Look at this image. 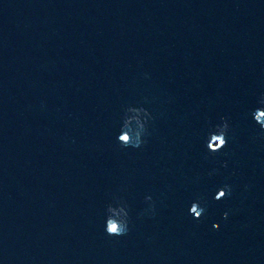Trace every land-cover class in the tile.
<instances>
[{
  "label": "water",
  "instance_id": "95a60500",
  "mask_svg": "<svg viewBox=\"0 0 264 264\" xmlns=\"http://www.w3.org/2000/svg\"><path fill=\"white\" fill-rule=\"evenodd\" d=\"M261 94L264 0H0V264H264ZM127 106L154 117L143 149L115 143ZM220 117L228 147L205 160Z\"/></svg>",
  "mask_w": 264,
  "mask_h": 264
},
{
  "label": "clouds",
  "instance_id": "9594fccd",
  "mask_svg": "<svg viewBox=\"0 0 264 264\" xmlns=\"http://www.w3.org/2000/svg\"><path fill=\"white\" fill-rule=\"evenodd\" d=\"M147 79V75H145ZM148 101L145 100L144 103ZM257 106L249 113L254 124L258 127L259 132L264 133V94L256 101ZM154 122V117L143 106H127L123 109V115L119 121V134L115 137V143L122 149L133 151L143 149L149 138L152 135L150 127ZM206 131L204 133L206 154L205 160L214 157L217 153H221L228 147L229 132L231 126L229 121L225 117H220V120L216 124H212L210 121L206 122ZM222 168H226L227 164L220 165ZM217 170L213 169L208 173L209 176L213 175ZM232 193V187L228 184H224L219 190H217L212 197L214 201L219 202L221 200L230 198ZM145 204L147 208L139 214V218H143L145 215H149L150 218L155 216V201L151 196L145 197ZM207 202L201 197H196L191 203L188 209V215L194 220H201L206 216ZM229 213H223V219L227 220ZM131 217L130 208L122 197L113 196L111 201L105 206L104 220H103V233L108 238H114L119 240L120 238L127 237L131 231ZM219 224L213 223L212 229L219 230Z\"/></svg>",
  "mask_w": 264,
  "mask_h": 264
}]
</instances>
